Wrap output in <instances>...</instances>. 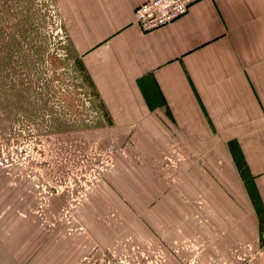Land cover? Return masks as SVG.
Instances as JSON below:
<instances>
[{
	"label": "crops",
	"instance_id": "0c3cea01",
	"mask_svg": "<svg viewBox=\"0 0 264 264\" xmlns=\"http://www.w3.org/2000/svg\"><path fill=\"white\" fill-rule=\"evenodd\" d=\"M142 1L59 0L113 132L135 153L77 208L86 232H36L35 264L109 263L128 243L177 264L199 244L188 228L205 241L197 263L212 264L222 251L213 229L251 238L264 222V0H195L148 31L134 20ZM3 223L0 264H26ZM132 257L145 264L141 251Z\"/></svg>",
	"mask_w": 264,
	"mask_h": 264
},
{
	"label": "rangeland",
	"instance_id": "374dc122",
	"mask_svg": "<svg viewBox=\"0 0 264 264\" xmlns=\"http://www.w3.org/2000/svg\"><path fill=\"white\" fill-rule=\"evenodd\" d=\"M82 62L59 0H0V221L26 264H35L41 228L62 224L65 232H86L77 208L102 195L103 174L135 153L127 148L129 138L113 132L115 119L98 100ZM174 154L165 151L160 158L174 167ZM194 204L199 207V200ZM194 217L205 221L201 214ZM232 227L213 229L222 251L212 264H264V222L251 238L231 236ZM184 231L188 243L199 244L177 264H198L205 241L190 228ZM128 244L123 264H135L137 251L148 252ZM83 258L75 264L117 261ZM163 260L161 255L157 264Z\"/></svg>",
	"mask_w": 264,
	"mask_h": 264
},
{
	"label": "built area",
	"instance_id": "2783aa9c",
	"mask_svg": "<svg viewBox=\"0 0 264 264\" xmlns=\"http://www.w3.org/2000/svg\"><path fill=\"white\" fill-rule=\"evenodd\" d=\"M193 1L195 0H144L134 7V20L142 31H148L180 16ZM144 257L145 264L161 262V255L154 252L150 254L149 250ZM123 261V258L118 259L116 264H123ZM135 264L139 263L136 261Z\"/></svg>",
	"mask_w": 264,
	"mask_h": 264
}]
</instances>
